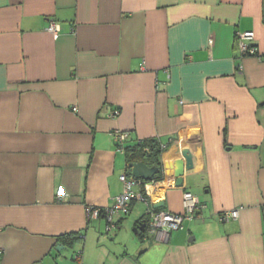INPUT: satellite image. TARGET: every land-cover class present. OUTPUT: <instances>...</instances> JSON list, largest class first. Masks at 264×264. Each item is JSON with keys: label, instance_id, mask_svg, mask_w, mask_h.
Masks as SVG:
<instances>
[{"label": "crops", "instance_id": "1", "mask_svg": "<svg viewBox=\"0 0 264 264\" xmlns=\"http://www.w3.org/2000/svg\"><path fill=\"white\" fill-rule=\"evenodd\" d=\"M249 30L258 54L243 56ZM118 130L126 151L160 142L163 176L109 229L86 208L132 173ZM185 190L205 206L183 229L135 230L142 194L183 213ZM0 250V264H264V0H0Z\"/></svg>", "mask_w": 264, "mask_h": 264}, {"label": "built area", "instance_id": "2", "mask_svg": "<svg viewBox=\"0 0 264 264\" xmlns=\"http://www.w3.org/2000/svg\"><path fill=\"white\" fill-rule=\"evenodd\" d=\"M60 25L55 20H51L48 26V31L57 36L60 33ZM255 38L254 31H245L236 35V49L241 55H257L258 49L256 45L252 44ZM118 112L112 114L113 116ZM116 141L118 143V150L125 152V142L129 138L130 133L127 131H116L114 133ZM120 180L123 183V191L119 195L113 197V203L110 206L99 207L89 206L86 208L88 219L99 218L103 215L107 222L108 228H114L117 226V217L129 210L132 200L136 198L134 191V185L142 183V179H138L131 174L124 173L120 176ZM62 196V193H59ZM140 199L145 201L148 207V223L147 230L151 233L158 231L171 232L174 230H180L184 228V222L187 219H192L197 216L202 208L205 206L200 200L197 194L192 191L185 190L183 193V213H174L172 211L157 209L154 207L152 201L148 199V196L142 194ZM239 215V208L224 210L219 214V218L222 221H229L232 218H237ZM1 253V250H0Z\"/></svg>", "mask_w": 264, "mask_h": 264}, {"label": "water", "instance_id": "3", "mask_svg": "<svg viewBox=\"0 0 264 264\" xmlns=\"http://www.w3.org/2000/svg\"><path fill=\"white\" fill-rule=\"evenodd\" d=\"M184 159H177L175 162V170L174 177L176 178V185L181 186L183 183V175L185 169H191L194 166L193 155L190 149L185 148L183 150ZM132 175L138 179H142L144 181L153 180L154 177L161 172V168L159 166H149L143 161L132 162L130 164ZM164 201H160L156 203L154 206L156 208L164 206ZM147 226V221H143L138 227L135 228L136 231L139 229L145 230ZM62 247H65L62 245Z\"/></svg>", "mask_w": 264, "mask_h": 264}, {"label": "trees", "instance_id": "4", "mask_svg": "<svg viewBox=\"0 0 264 264\" xmlns=\"http://www.w3.org/2000/svg\"><path fill=\"white\" fill-rule=\"evenodd\" d=\"M126 150V148H125ZM163 148L160 145V142L156 138L151 139H144L140 141L139 143L135 144L134 146L128 147L126 152L127 160H128V166H129V173H131V167L130 164L132 162L137 161H143L149 166H159L162 169V161H161V152ZM162 170L159 174H157L154 179L161 180L162 179ZM160 209V208H157ZM148 221V218L140 219L137 222V227L143 222ZM141 234V232H139ZM142 235V234H141ZM65 237L66 241L68 239H71L70 242L73 240V238H70L72 235H62V237ZM68 238V239H67Z\"/></svg>", "mask_w": 264, "mask_h": 264}]
</instances>
